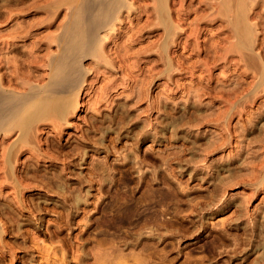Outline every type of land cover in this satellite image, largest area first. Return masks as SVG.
Here are the masks:
<instances>
[{"label":"rangeland","instance_id":"rangeland-1","mask_svg":"<svg viewBox=\"0 0 264 264\" xmlns=\"http://www.w3.org/2000/svg\"><path fill=\"white\" fill-rule=\"evenodd\" d=\"M79 1L0 0L2 90L46 95ZM115 1L76 92L0 131V264H264V0Z\"/></svg>","mask_w":264,"mask_h":264},{"label":"bare ground","instance_id":"bare-ground-1","mask_svg":"<svg viewBox=\"0 0 264 264\" xmlns=\"http://www.w3.org/2000/svg\"><path fill=\"white\" fill-rule=\"evenodd\" d=\"M78 1V0H77ZM124 1V0H123ZM166 1V0H165ZM121 3H122V1H120ZM161 2H164V0L163 1H161ZM164 4V3H163ZM73 5V4H72ZM227 5V4H226ZM74 6V5H73ZM73 6H72V8H73ZM119 7H120V5H118ZM117 6V4H116V1L115 0H80L79 1V3H78V5H77V7H76V9H75V12H76V14H74L73 16H74V19L73 20H71V22H70V24H68L69 26L67 27V32H66V35H65V37H64V41H63V45H62V49H61V52H60V54L58 55V56H56V58H54V60H52V62H53V66H52V76H50V74H49V76L51 77L50 78V80H49V82H48V84L47 83H44V84H47V86H45L46 87V89H45V87L44 86H42L41 88H43L44 87V90H45V92H46V95H44V97H43V95H40V94H38L39 92H41V91H39V89H40V87H38V88H36L38 91H36L37 93H31L32 91H33V89H30V90H32L31 92L29 91V89L27 88V90L30 92H28V91H26V94H19L18 92H17V94H9V93H11V92H9V91H7L8 93H6L4 90H2V88H4V87H2V88H0V131H2V130H8L10 127H6V124L10 121V120H12V119H16V118H18V116L19 115H22V108H23V105H25L27 102H30L32 99H34V98H46V99H48V98H54V95L55 94H60V93H70V94H73V92H76L75 90L78 88V87H80V84H82V80L84 79V77L83 76H85L84 74L85 73H83L84 71L81 69V67H80V65H78L79 64V62H81V58L82 57H85V55H90V54H92V52H94L95 51V46H96V44L97 43H99L98 42V40H99V33H100V30L101 29H103V28H105L111 21H112V19H114V14L116 13L117 14V8L119 9V7ZM127 6V5H126ZM72 8H70V9H72ZM123 8V7H122ZM119 11V10H118ZM70 13V12H69ZM241 17V16H240ZM161 18V17H160ZM69 19H70V16H69ZM161 20V19H160ZM235 21H236V19H235ZM241 26V25H240ZM239 26V27H240ZM64 27V26H63ZM247 28V27H246ZM63 29V28H62ZM64 30H62L61 32H63ZM245 32V31H244ZM250 34V33H249ZM248 34V35H249ZM101 36V35H100ZM57 37V36H56ZM102 37V36H101ZM58 39H60V37L58 38ZM62 40V39H61ZM102 40V39H101ZM103 41V40H102ZM242 43V42H241ZM57 45V44H56ZM243 45V44H242ZM244 46V45H243ZM57 47V46H56ZM102 47V46H101ZM252 47V46H251ZM57 53V52H56ZM55 53V54H56ZM59 53V52H58ZM22 54V53H21ZM54 54V53H53ZM98 54V53H97ZM20 55V54H19ZM34 55V54H33ZM32 56V55H31ZM30 56V57H31ZM99 56V55H98ZM16 57V56H15ZM32 57H34V56H32ZM101 57V56H100ZM99 57V58H100ZM1 58V57H0ZM5 58V57H4ZM260 58V57H259ZM10 59V58H9ZM51 59V58H50ZM102 59V58H101ZM257 59V58H256ZM15 60V59H14ZM22 60V59H21ZM30 60V59H29ZM99 60V59H98ZM50 61V60H49ZM36 62V61H35ZM5 63H3V65H4ZM13 64V63H12ZM21 64V63H20ZM251 64V63H250ZM261 64H263V62L261 63ZM17 65V64H16ZM19 65V64H18ZM47 65V64H46ZM52 65V64H51ZM253 65V64H252ZM262 66H264V65H262ZM1 67V66H0ZM16 67V66H15ZM257 67V66H256ZM83 69H84V67H83ZM260 69V68H259ZM20 70V69H19ZM23 70V69H22ZM31 70V69H30ZM38 70V69H37ZM263 70H264V67H263ZM88 71V70H87ZM260 71V70H259ZM257 72V71H256ZM263 71H261V73H262ZM9 73H10V71H9ZM22 75V74H21ZM262 75V74H261ZM260 75V76H261ZM7 76V75H6ZM33 76V75H32ZM11 77V76H10ZM22 77H23V75H22ZM36 77V76H35ZM49 78V77H48ZM264 78V77H263ZM1 79V81H3V78H0ZM259 79V78H258ZM42 81V80H41ZM83 81H85V80H83ZM14 82V81H13ZM16 82V81H15ZM24 82H26V81H24ZM257 82H258V80H257ZM262 82V81H261ZM22 83V82H21ZM2 84H3V82H2ZM12 84V83H11ZM26 84V83H25ZM264 84V83H263ZM42 85V84H41ZM41 85H39V86H41ZM259 85V84H258ZM257 85V86H258ZM4 86H6V85H4ZM36 86V85H35ZM6 88V87H5ZM4 88V89H5ZM8 89H9V87H8ZM25 89V88H24ZM103 89V88H102ZM257 89V88H256ZM16 90V89H15ZM19 90V89H18ZM78 91V90H77ZM105 91V90H104ZM13 92V91H12ZM34 92H35V88H34ZM25 93V92H24ZM42 93H43V91H42ZM246 93H248V92H246ZM259 93V92H258ZM70 94H69V96H70ZM78 94V93H77ZM76 95V94H75ZM74 95V96H75ZM258 95V94H257ZM64 97H68V96H63V97H61L62 99H59V98H57L56 100V104L54 105H51V106H49L48 105V102H47V105L46 106H44V105H41L40 104V106H37V107H35V108H32L30 111H29V113H30V115L31 116H36V117H40V118H42L43 119V117H42V115L44 116V115H47V116H49V115H52L51 116V118L50 119H52V118H54L55 116H56V119L55 120H57V122H59V120L57 119V116H59V119L61 118V117H63L64 116V113L65 112H67L68 113V111H69V107L70 106H72L73 107V105H71L70 104V99H71V97H70V99H69V97L68 98H65L64 99ZM73 97V96H72ZM76 97H77V95H76ZM75 98V97H74ZM252 99V98H251ZM60 100V101H59ZM38 101V100H37ZM45 101V100H44ZM46 101H48V100H46ZM34 102V101H33ZM40 102V101H39ZM49 102H50V100H49ZM73 104H74V102L73 101H71ZM31 103V102H30ZM51 103V102H50ZM49 103V104H50ZM33 104V103H32ZM28 107L29 106H27V108L26 109H28ZM264 107V106H263ZM72 109V108H71ZM66 110H68V111H66ZM24 111L26 112L27 110H25V108H24ZM23 111V112H24ZM71 111V110H70ZM21 113V114H20ZM26 114V113H25ZM55 115V116H54ZM253 115V114H252ZM263 115V114H262ZM30 116V117H31ZM54 116V117H53ZM130 117V116H129ZM20 118V117H19ZM23 118V117H22ZM21 118V119H22ZM39 118V119H40ZM45 118H47L46 116L44 117V119ZM252 118V117H251ZM250 118V119H251ZM258 118V117H257ZM49 120V119H48ZM131 120V119H130ZM51 121H53V120H51ZM30 122H32V121H30ZM56 122V121H55ZM21 123H23V121L21 120ZM49 123V122H48ZM38 124V123H37ZM121 124V123H120ZM250 124V123H249ZM8 125V124H7ZM16 125L18 126V125H20V129H21V126L23 125V124H20V122L17 124L16 123ZM16 126V127H17ZM236 126V125H235ZM242 126V125H241ZM17 127V128H18ZM30 127V126H29ZM142 127V126H141ZM223 127V126H222ZM31 128V127H30ZM236 128V127H235ZM252 128V127H251ZM19 129V130H20ZM18 130V129H17ZM9 132H10V130H8ZM254 131V130H253ZM3 132V131H2ZM7 132V131H6ZM6 132H4V133H6ZM9 132H7V133H9ZM20 132H21V130H20ZM227 132V131H226ZM237 132V131H236ZM1 133V132H0ZM6 133V134H7ZM26 134V133H25ZM29 134L30 133H28V136H29ZM239 134V133H238ZM253 135V134H252ZM264 135V134H263ZM229 137V136H228ZM239 137V136H238ZM242 137H243V135H242ZM256 137H258V136H256ZM220 138V137H219ZM226 138V137H225ZM249 138V137H248ZM262 138V137H261ZM40 140V139H39ZM242 140V139H241ZM258 140V139H257ZM256 141V140H255ZM259 141V140H258ZM262 141H263V139H262ZM222 142V141H221ZM236 142V141H235ZM23 143V142H22ZM250 143V142H249ZM21 145H24V143L23 144H21ZM213 145V144H212ZM239 145V144H238ZM37 146V145H36ZM28 147V146H27ZM192 147V146H191ZM255 148V147H254ZM247 149V148H246ZM15 150V149H14ZM31 150V149H30ZM177 151V150H176ZM180 151V150H179ZM256 151V150H255ZM185 152V151H184ZM182 153V152H181ZM208 153V152H207ZM210 153V152H209ZM249 153V152H248ZM228 155V154H227ZM233 156V155H232ZM263 156V155H262ZM228 157V156H227ZM256 157V156H255ZM261 157V156H260ZM7 158V157H6ZM10 158V157H9ZM204 158V157H203ZM231 158V157H230ZM263 158V157H262ZM36 159V158H35ZM200 159V158H199ZM246 159V158H245ZM181 160V159H180ZM15 161V160H14ZM184 161V160H183ZM213 161V160H212ZM246 161V160H245ZM178 162V161H177ZM193 162V161H192ZM222 162V161H221ZM226 162V161H225ZM262 162V161H261ZM260 162V163H261ZM4 163V162H3ZM34 163V162H33ZM223 163V162H222ZM240 163V162H239ZM200 164V163H199ZM244 164V163H243ZM217 165V164H216ZM234 165V164H233ZM255 165V164H254ZM262 165H264V164H262ZM3 166V165H2ZM7 166V165H6ZM37 166V165H36ZM248 166V165H247ZM261 166V165H260ZM8 167V166H7ZM9 167H10V165H9ZM216 167V166H215ZM215 167H213L214 169H215ZM258 167V166H257ZM11 168V167H10ZM204 168V167H203ZM224 168V167H223ZM233 168V167H232ZM231 168V169H232ZM242 168V167H241ZM260 168H262V167H260ZM211 169V168H210ZM235 169V168H234ZM257 169V168H256ZM233 170V169H232ZM259 170V169H258ZM257 170V171H258ZM40 171V170H39ZM217 171V170H216ZM229 171H230V169H229ZM233 171H235V170H233ZM239 171H241V170H239ZM253 171V173H254V170H252ZM251 170L250 171H248V173L249 172H252ZM262 171V170H261ZM211 172V171H210ZM230 172H232V171H230ZM238 173V171H235V173ZM213 173V172H212ZM212 173H211V175H212ZM221 173V172H220ZM259 173V172H258ZM264 173V172H263ZM214 174V173H213ZM207 175V174H206ZM220 175V174H219ZM232 175V174H231ZM246 175H249V174H245V176ZM260 175H262V174H260ZM259 175V176H260ZM33 176H35V175H33ZM51 176V175H50ZM215 176V175H214ZM221 176V175H220ZM234 176H237V175H234ZM233 176V177H234ZM239 176V175H238ZM235 177L236 178V180H237V178H240V177ZM244 176V175H243ZM263 176V175H262ZM7 177H8V175H7ZM213 177V176H212ZM211 177V178H212ZM216 177H218V175L216 176ZM227 177V176H226ZM230 177V176H229ZM210 178V177H209ZM234 178V179H235ZM242 178V177H241ZM251 178V177H250ZM220 179V178H219ZM233 179V178H232ZM248 179V178H247ZM254 179V178H253ZM62 180H63V178H62ZM212 180H214V179H212ZM222 180V179H221ZM226 180V182H227V184H228V181H227V179H225ZM224 180V181H225ZM240 180V179H239ZM243 180V178L241 179V181ZM250 180V179H249ZM256 180H257V178H256ZM256 180H254V181H256ZM47 181V180H46ZM230 181H232V180H230ZM229 181V182H230ZM238 181V180H237ZM236 181V182H237ZM167 182V181H166ZM240 182V181H239ZM250 182V181H249ZM187 183V182H186ZM214 183V182H213ZM215 183H216V181H215ZM222 183V182H221ZM224 184H226L225 182H223ZM231 183H233V182H231ZM251 183V182H250ZM256 183V182H255ZM170 184V183H169ZM217 184H218V182H217ZM226 184V185H227ZM238 184V183H237ZM182 185V184H181ZM221 185V184H220ZM229 185H230V183H229ZM168 186V185H167ZM187 186V185H186ZM215 186L217 187V186H219V185H214V187L213 188H215ZM224 187V186H223ZM255 187V186H254ZM1 188V187H0ZM69 188V187H68ZM168 188V187H167ZM217 188H219V187H217ZM217 188H216V190H217ZM227 188V187H226ZM175 189V188H174ZM182 189V188H181ZM208 189V188H207ZM10 190V189H9ZM16 190V189H15ZM54 190V189H53ZM177 190V189H176ZM219 190V189H218ZM217 190V191H218ZM223 190V189H222ZM222 190H221V192H222ZM253 190V189H252ZM66 192V191H65ZM216 192V191H215ZM215 192L214 193H212V195L213 194H215ZM220 192V194L221 195H223L222 193ZM178 193V192H177ZM208 193V192H207ZM218 193V192H217ZM254 193V192H253ZM73 194V193H72ZM202 194V193H201ZM219 193L217 194V195H220ZM64 195H66V194H64ZM172 195V194H171ZM211 195V194H210ZM212 195H211V197H212ZM216 195V194H215ZM216 195V196H217ZM78 196V195H77ZM77 196H75V197H77ZM214 196V195H213ZM24 197V196H23ZM74 197V196H73ZM158 197V196H157ZM199 197V196H198ZM215 197V196H214ZM219 197H222V196H219ZM13 199V198H12ZM217 199V198H216ZM213 200H215V199H213ZM211 201H212V199H211ZM216 201V200H215ZM250 201V200H249ZM77 202V201H76ZM137 202V201H136ZM157 202V201H156ZM196 202V201H195ZM210 202V201H209ZM214 202V201H213ZM217 202V201H216ZM8 203V202H7ZM72 203V202H71ZM79 203V202H78ZM135 203V202H134ZM177 203V202H176ZM216 204V203H215ZM231 204V203H230ZM8 205V204H7ZM21 205V204H20ZM139 205V204H138ZM203 205V204H202ZM206 205V204H205ZM208 205H211V204H208ZM132 206H133V204H132ZM182 206V205H181ZM17 207V206H16ZM35 207V206H34ZM74 207V206H73ZM212 207V206H211ZM2 208V207H1ZM113 208V207H112ZM133 208V207H132ZM200 208V207H199ZM206 208H207V206H206ZM18 209H19V207H18ZM37 209V208H36ZM124 209V208H123ZM140 209V208H139ZM190 209V208H189ZM200 209H202V208H200ZM204 209V208H203ZM246 209V208H245ZM65 210V209H64ZM114 210V209H113ZM182 210V209H181ZM197 210H198V208H197ZM14 211V210H13ZM16 211V210H15ZM232 211H233V209H232ZM245 211V210H244ZM182 212V211H181ZM240 212V211H239ZM243 212V211H242ZM9 213V212H8ZM12 213V212H11ZM124 213V212H123ZM128 213V212H127ZM179 213V212H178ZM247 213V212H246ZM132 214V213H131ZM154 214V213H153ZM240 214V213H239ZM259 214V213H258ZM178 215V214H177ZM241 215H242V213H241ZM248 215V214H247ZM125 216V215H124ZM239 217H240V215H238ZM7 218V217H6ZM11 218V217H10ZM14 218V217H13ZM30 218V217H29ZM32 218V217H31ZM114 218V217H113ZM241 218V217H240ZM242 218H244V217H242ZM257 218V217H256ZM9 219V218H8ZM124 219V218H123ZM134 219V218H133ZM147 219V218H146ZM159 219V218H158ZM171 219V218H170ZM173 219V218H172ZM12 220V219H11ZM15 220H16V217H15ZM30 220V219H29ZM157 220V219H156ZM187 220V219H186ZM26 221V220H25ZM31 221V220H30ZM171 221V220H170ZM218 221V220H217ZM257 221V220H256ZM27 222H29L28 220H27ZM191 222V221H190ZM255 222V221H254ZM263 222V221H262ZM16 224H17V221L15 222ZM158 223V222H157ZM164 223V222H163ZM192 223V222H191ZM199 223V222H198ZM251 223V222H250ZM253 223V222H252ZM256 223V222H255ZM162 224V223H161ZM174 224V223H173ZM190 224V223H189ZM204 224V223H203ZM19 225V224H18ZM148 225V224H147ZM180 225V224H179ZM194 225H196V224H194ZM205 225V224H204ZM219 225V224H218ZM14 226V225H13ZM20 226V225H19ZM70 226V225H69ZM144 226V225H143ZM149 226H150V224H149ZM169 226V225H168ZM197 226V225H196ZM253 226V225H252ZM259 226V225H258ZM261 226V225H260ZM12 227V226H11ZM18 227V226H17ZM17 227H16V229H17ZM42 227V226H41ZM159 227V226H158ZM170 227V226H169ZM176 227V226H175ZM178 227V226H177ZM195 227V226H194ZM201 227V226H200ZM217 227V226H216ZM195 228H197V227H195ZM206 228V227H205ZM226 228V227H225ZM252 228V227H251ZM20 230H22V226H20V228H19ZM18 229V230H19ZM8 230V229H7ZM168 230V229H167ZM251 230V229H250ZM262 230V229H261ZM249 231V230H248ZM247 231V232H248ZM19 232V231H18ZM33 232V231H32ZM226 232V231H225ZM228 232V231H227ZM253 232H255V231H253ZM252 232V233H253ZM14 233V232H13ZM111 233V232H110ZM264 233V232H263ZM22 234V233H21ZM239 234V233H238ZM251 234V233H250ZM261 234V233H260ZM153 235V234H152ZM159 235V234H158ZM237 235V234H236ZM246 235V234H245ZM233 236V235H232ZM164 237V236H163ZM234 237V236H233ZM238 237V236H237ZM248 237V236H247ZM103 238V237H102ZM107 238V237H106ZM256 238V237H255ZM112 239V238H111ZM110 239V240H111ZM159 239V238H158ZM239 239V238H238ZM258 239V238H257ZM32 240V239H31ZM105 240V239H104ZM249 240V239H248ZM260 240V239H259ZM98 241V240H97ZM263 241V240H262ZM21 242V241H20ZM149 242H151V241H149ZM247 242V241H246ZM245 242V243H246ZM251 242V241H250ZM260 242V241H259ZM153 243V242H152ZM237 243V242H236ZM37 244V243H36ZM113 244V246L115 247L112 251L110 250V252H107V251H102V250H105V249H102V247H101V251H102V253H106L107 254V256L108 257H106L105 255L104 256H102L103 254L101 253H99L100 252V250L98 251H96V253L97 254H100L101 256H99L100 258H102V257H106L105 259H106V261H108V259L110 260V262L109 263H111V264H113V262H111V261H115L114 259L116 258V259H118L117 258V255L115 254V249L117 250L118 249V246H117V248H116V246L114 245V243H112ZM150 244V243H149ZM233 244V243H232ZM238 244V243H237ZM236 244V245H237ZM244 244V243H243ZM251 244V243H250ZM259 244V243H258ZM263 244V243H262ZM27 245V244H26ZM101 245V244H100ZM107 245V244H106ZM123 245V244H122ZM143 245V244H142ZM236 245H235V247H236ZM248 245V244H247ZM94 246V245H93ZM97 246V245H96ZM107 246H110V245H107ZM112 246V245H111ZM110 246V247H111ZM145 246V245H144ZM147 246H148V244H147ZM151 246H152V244H151ZM256 246V245H255ZM16 248V247H15ZM44 248V247H43ZM108 248V247H107ZM113 248V247H112ZM143 248V247H142ZM158 248V247H157ZM28 249H29V247H28ZM45 249V248H44ZM146 249V248H145ZM236 249H238V248H236ZM243 249H245V248H243ZM46 250V249H45ZM133 250V249H132ZM149 250H151V249H149ZM153 250V249H152ZM256 250V249H255ZM10 251V250H9ZM108 251H109V248H108ZM121 251V250H120ZM146 250H144L143 252H145ZM209 251V250H208ZM241 251V250H240ZM24 252V251H23ZM29 252V251H28ZM118 252H119V250H118ZM121 252H123V251H121ZM119 253L120 254V256H122V253ZM143 252H141V253H143ZM151 252V251H150ZM149 252V253H150ZM158 252V251H157ZM136 253V252H135ZM148 253V252H147ZM153 253V252H152ZM260 253V252H259ZM42 254V253H41ZM118 254V253H117ZM119 254H118V257H119ZM262 254V253H261ZM95 255V254H94ZM141 255V254H140ZM152 255V254H151ZM165 255V254H164ZM176 255V254H175ZM187 255V254H186ZM260 255V254H259ZM97 256V255H96ZM133 256H137V254H134ZM158 256V255H157ZM264 256V255H263ZM12 257V256H11ZM125 257V256H124ZM132 257V256H131ZM149 257H150V254H149ZM153 257V256H152ZM166 257V256H165ZM30 258H31V256H30ZM104 258H102V259H104ZM122 258V257H121ZM121 258L119 257V260H121ZM136 258H138V256L136 257ZM156 259H157V257H155ZM195 258V257H194ZM261 258V257H260ZM259 258V259H260ZM96 259V258H95ZM98 259V258H97ZM102 259H100V262H99V259H98V263L97 264H99V263H101V260ZM104 259V260H105ZM132 259H133V257H132ZM135 259V258H134ZM139 259V258H138ZM143 259V258H142ZM142 259L140 260V261H142ZM145 259H147L146 257H145ZM163 259H164V257H163ZM255 259V258H254ZM44 260V259H43ZM47 260V259H46ZM85 260V259H84ZM124 260V259H123ZM126 260V259H125ZM135 260H137V259H135ZM134 260V261H135ZM148 260V259H147ZM257 260V259H256ZM261 260H263V259H261ZM105 261V262H106ZM139 261V260H138ZM152 261V260H151ZM201 261V260H200ZM104 262V261H103ZM102 262V263H103ZM137 262V261H136ZM146 262V261H145ZM162 262H164V260L162 261ZM254 262H255V260H254ZM87 263V262H86ZM101 263V264H102ZM108 263V262H107ZM107 263H105V264H107ZM108 263V264H109ZM125 263V262H124ZM132 263V262H131ZM135 263V262H134ZM157 263V262H156ZM30 264V263H29ZM96 264V263H95ZM115 264V263H114ZM118 264V263H117ZM122 264V263H121ZM137 264V263H136ZM139 264V263H138ZM155 264V263H154ZM198 264V263H197ZM261 264H263V262L261 263Z\"/></svg>","mask_w":264,"mask_h":264}]
</instances>
